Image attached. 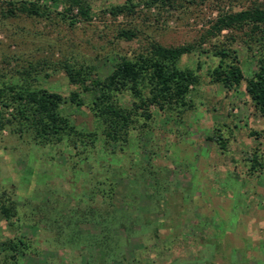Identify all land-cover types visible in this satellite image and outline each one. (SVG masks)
Here are the masks:
<instances>
[{
  "label": "rangeland",
  "instance_id": "rangeland-1",
  "mask_svg": "<svg viewBox=\"0 0 264 264\" xmlns=\"http://www.w3.org/2000/svg\"><path fill=\"white\" fill-rule=\"evenodd\" d=\"M21 1L44 6L47 15H5ZM84 1L90 19L71 24L62 19L63 0H0V80L19 84L35 64L31 88L66 100L77 93L83 103L66 101L60 111L97 134L85 147L41 146L0 106V203L16 211L9 221L0 214V264H11L2 242L18 237L29 246L16 264H264V114L245 90L264 58L261 43L248 26L206 34L218 15L264 0H172L165 7L134 0L133 14L115 17L107 9L124 0ZM125 29L135 36L119 38ZM150 41L200 44L178 62L198 82L188 86L185 106L152 105L150 119L130 129L125 143L105 142L84 88ZM221 46L237 56L241 80L231 88L208 76L219 60L212 50ZM64 62L86 65L85 79L70 82ZM103 219L110 238L98 242Z\"/></svg>",
  "mask_w": 264,
  "mask_h": 264
},
{
  "label": "trees",
  "instance_id": "trees-1",
  "mask_svg": "<svg viewBox=\"0 0 264 264\" xmlns=\"http://www.w3.org/2000/svg\"><path fill=\"white\" fill-rule=\"evenodd\" d=\"M62 19L72 24L76 18L89 20V7L84 0H63ZM149 6H170L172 0H137ZM134 0H124L122 4L111 6L107 12L112 16L131 15L134 12ZM76 9V13H72ZM17 13L27 16H46L47 10L36 2L21 1L17 4H8L5 15L13 16ZM248 26L251 34H256L254 41L261 43L264 57V5L254 6L220 14L213 20L208 35L220 33L222 30ZM117 36L130 40L135 36L131 29L120 30ZM200 44H183L178 46H164L155 41L148 42L144 52L137 53L131 59H124L122 64L112 69L103 78H94L89 88V109L100 125V131L105 142H126L129 130L138 127L139 121L150 119L149 107L163 109L172 105L185 106L184 96L188 86L198 82L197 76L191 69L178 67L180 58L196 49ZM212 55L217 57L218 64L208 76L210 80L226 88L240 83L237 56L234 51L226 47H214ZM80 65L64 62L61 68L72 83H81L85 78L84 68ZM36 65L29 64L28 69L20 73L21 83L15 85L0 80V106L11 108L10 121L15 123L20 131L31 133L36 143L41 146L65 142L76 147L78 144L85 147L96 139L97 134L92 131L79 130L70 122V119L60 111L61 104L68 101L71 104L81 105L82 99L77 93H71L67 98L56 92L43 88H31L28 79H33ZM23 81V82H22ZM245 90L256 110L264 114V58L260 61L257 70L245 80ZM127 93L130 103L125 104ZM223 145V143H221ZM253 165H259L257 156L251 158ZM16 213L15 207L0 203V214L6 221ZM100 224L101 235H95L96 241L110 238L109 222L103 219ZM117 242H115L116 244ZM6 251L5 258L11 264L17 263L19 252L28 248L23 238H8L2 242ZM101 248H105L101 246ZM113 258V255L111 256Z\"/></svg>",
  "mask_w": 264,
  "mask_h": 264
}]
</instances>
